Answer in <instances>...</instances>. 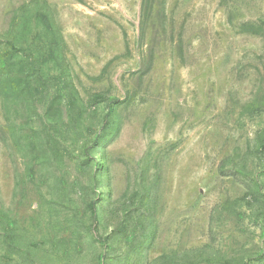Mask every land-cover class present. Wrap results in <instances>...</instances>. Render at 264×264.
<instances>
[{"label":"rangeland","instance_id":"rangeland-1","mask_svg":"<svg viewBox=\"0 0 264 264\" xmlns=\"http://www.w3.org/2000/svg\"><path fill=\"white\" fill-rule=\"evenodd\" d=\"M0 64V264H264V0H0Z\"/></svg>","mask_w":264,"mask_h":264},{"label":"trees","instance_id":"trees-1","mask_svg":"<svg viewBox=\"0 0 264 264\" xmlns=\"http://www.w3.org/2000/svg\"><path fill=\"white\" fill-rule=\"evenodd\" d=\"M15 50L12 49V54ZM13 57V55H12ZM25 59V55H24ZM12 64H9L7 66H3L0 64V88L3 89V85L7 86L8 88H11L10 92L12 93V77L15 76V73H13ZM35 68V64L24 60L23 66L20 68V74L22 76L27 75V78H31L33 75V70ZM7 84H11V86H8ZM2 85V86H1ZM3 94V93H2Z\"/></svg>","mask_w":264,"mask_h":264}]
</instances>
